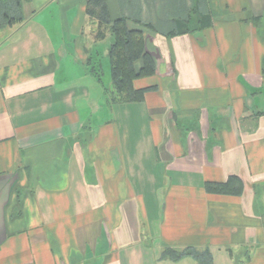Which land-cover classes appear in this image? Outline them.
I'll list each match as a JSON object with an SVG mask.
<instances>
[{
  "label": "crops",
  "instance_id": "1",
  "mask_svg": "<svg viewBox=\"0 0 264 264\" xmlns=\"http://www.w3.org/2000/svg\"><path fill=\"white\" fill-rule=\"evenodd\" d=\"M104 2L155 61L141 100H110L86 0H0V264H264V0Z\"/></svg>",
  "mask_w": 264,
  "mask_h": 264
},
{
  "label": "trees",
  "instance_id": "2",
  "mask_svg": "<svg viewBox=\"0 0 264 264\" xmlns=\"http://www.w3.org/2000/svg\"><path fill=\"white\" fill-rule=\"evenodd\" d=\"M86 11L104 23L106 29L108 28L107 30L114 36V43L110 50L113 85L110 100L124 102L141 100L146 91L156 88V85L140 88L134 86L136 79L151 77L155 73V61L145 51L144 36L141 29L128 27L126 19L123 17L110 23L106 16L104 0H86ZM104 29L98 31L99 34L103 35ZM241 187L239 178L233 175L229 176L225 182L207 181L204 185L207 192L220 194L234 193ZM164 254L172 259L190 255L198 264H212L211 253L207 249L197 250L188 246L175 253V251L165 248Z\"/></svg>",
  "mask_w": 264,
  "mask_h": 264
},
{
  "label": "rangeland",
  "instance_id": "3",
  "mask_svg": "<svg viewBox=\"0 0 264 264\" xmlns=\"http://www.w3.org/2000/svg\"><path fill=\"white\" fill-rule=\"evenodd\" d=\"M112 92H113V91H112ZM113 94H114V93H113ZM113 94H112V95H113ZM163 141H164V140H163ZM165 142H168V141H165ZM172 153H173V151H172Z\"/></svg>",
  "mask_w": 264,
  "mask_h": 264
}]
</instances>
